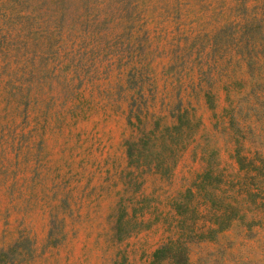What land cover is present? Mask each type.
Instances as JSON below:
<instances>
[{
  "label": "rangeland",
  "instance_id": "rangeland-1",
  "mask_svg": "<svg viewBox=\"0 0 264 264\" xmlns=\"http://www.w3.org/2000/svg\"><path fill=\"white\" fill-rule=\"evenodd\" d=\"M159 246L264 264V0H0V264Z\"/></svg>",
  "mask_w": 264,
  "mask_h": 264
},
{
  "label": "trees",
  "instance_id": "trees-1",
  "mask_svg": "<svg viewBox=\"0 0 264 264\" xmlns=\"http://www.w3.org/2000/svg\"><path fill=\"white\" fill-rule=\"evenodd\" d=\"M178 121V119H177ZM179 123H174L171 126H166L164 128V132L170 131H178L179 130ZM155 136V134L153 133ZM156 137V136H155ZM167 137H171L170 135H167ZM153 138V137H152ZM127 145V143H126ZM132 145H127L126 148V155L128 156L129 160H132V157L137 159V157L141 154H133V150H131ZM154 156H151L150 158H145L144 161H154ZM156 163V168L161 173H165L168 168H166L165 164V158H154ZM159 165H164L163 168H161ZM229 218V216H228ZM187 256H186V250L182 246H176L175 249H172L171 246H159L157 247L151 255V260L149 264H186Z\"/></svg>",
  "mask_w": 264,
  "mask_h": 264
}]
</instances>
